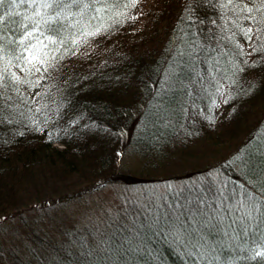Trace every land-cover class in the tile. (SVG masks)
Instances as JSON below:
<instances>
[{"label": "trees", "instance_id": "trees-1", "mask_svg": "<svg viewBox=\"0 0 264 264\" xmlns=\"http://www.w3.org/2000/svg\"><path fill=\"white\" fill-rule=\"evenodd\" d=\"M18 11L13 19L29 25L45 62H18L28 55L20 45L26 30H5L0 72L10 83L0 98V215L44 203L90 163L100 169L106 144L113 133L121 136L120 126L133 125L134 111L127 141L142 167L175 147L178 135L195 134L197 157L211 162L214 174L153 202L146 213L159 209L165 218L157 227L145 226L140 214L130 225L70 230L57 243L33 234L29 258L13 256L9 264H264L255 255L264 251L260 0H37ZM141 12L148 17L136 30ZM98 41L99 51L83 52ZM218 96L224 108L217 114ZM187 121L191 128L183 127ZM188 147L180 142L181 153ZM169 214L179 215L183 227H170Z\"/></svg>", "mask_w": 264, "mask_h": 264}, {"label": "rangeland", "instance_id": "rangeland-1", "mask_svg": "<svg viewBox=\"0 0 264 264\" xmlns=\"http://www.w3.org/2000/svg\"><path fill=\"white\" fill-rule=\"evenodd\" d=\"M139 17L135 25L136 30L143 27L146 20L144 17L148 16L141 12ZM100 43L101 41L92 42L83 48V52H90L93 49L99 51L97 47ZM93 56L100 55L95 53ZM223 99V96L212 99L214 107L219 106L217 114L224 108ZM134 112L133 125L120 126L121 136L113 133L116 139H109L106 144L107 155L102 160L104 165L100 169H97L98 165L94 167L97 170L91 169L93 167L90 163L85 170V175L79 178L74 177V181L67 183L63 189H60L61 191L47 196L48 200L44 203H33L28 208H23L20 213L12 211L10 214L0 215V264H9L13 256L26 258L27 244H34V239L31 237L33 234L43 240L57 243L61 242L64 234L70 230L85 227L90 228L88 231L92 232L94 229H101L106 221L107 223L121 221L130 225L129 220L133 219V216L146 214L150 211L149 207L153 205V202L159 203L160 196L167 189L179 188L184 184L200 183L212 173L208 170L212 166L211 162L197 157L202 151V146L198 140L196 141L195 134L189 136L188 140L181 139L182 135H178L175 147H165L166 152L163 151L162 156H157L143 168L144 159L128 148L127 140L135 131L137 111ZM183 127L191 128L190 121H187ZM182 141L184 145L189 144L190 152L181 153L180 142ZM54 145L56 148H62L60 143H54ZM235 147L233 145L225 151V155L226 152L231 153ZM208 148L214 149L213 146ZM174 150L178 151L179 159L173 154ZM218 161L221 160L212 163ZM196 165H199V169L206 170L202 173ZM142 169L146 170L142 171ZM124 175L129 177V180H133V183L122 182L121 178H124ZM116 177L120 181L116 180ZM64 196L69 197L66 202L51 206L58 198L61 199Z\"/></svg>", "mask_w": 264, "mask_h": 264}, {"label": "snow or ice", "instance_id": "snow-or-ice-1", "mask_svg": "<svg viewBox=\"0 0 264 264\" xmlns=\"http://www.w3.org/2000/svg\"><path fill=\"white\" fill-rule=\"evenodd\" d=\"M73 2H76V0H73ZM229 3L232 2V0H228ZM261 4L264 5V0H260ZM37 4V0H0V53L3 52V33L5 30L12 32L14 29L11 27L12 25L20 24L22 28H24L26 31L20 40V45L23 46V52L28 53L27 56L22 55L20 57H17V61L19 62L21 59L24 60V62L28 65H32L33 62L38 63H44V56L41 54L40 49L37 47V45H33L31 43L30 37L33 36L32 31H27L29 28V25L23 24L19 20L13 19V17L20 16V13L18 11V8L20 5H27ZM43 7H50L49 4L44 3ZM36 15H39V12H36ZM25 20L30 19L29 17H24ZM31 27L35 28L37 27L36 24H32ZM39 40V38H37ZM28 41V43H25V41ZM15 51V49H13ZM0 59H2V56H0ZM30 71L33 69H29ZM35 71H39V68H34ZM10 82L5 80V74L4 72H0V98L3 96V88ZM262 173H264V168H262ZM159 209H154V211L146 213L145 220L148 222L145 226L152 228L157 227L160 225V221L162 219H165L163 214L156 215V212H158ZM188 211H191V209H188ZM182 215V214H181ZM262 216H264V213H262ZM187 219V217H185ZM168 224L172 228H180L183 227L182 223H180V216H176L175 220L172 219L171 214H169L168 218ZM133 227H135V221H133ZM261 239L264 240V235L261 236ZM106 241L104 238H101L100 244H104ZM257 257L264 258V251H257L255 253Z\"/></svg>", "mask_w": 264, "mask_h": 264}]
</instances>
